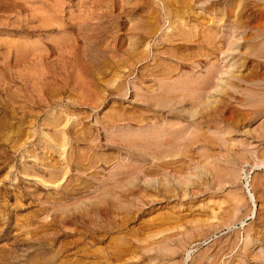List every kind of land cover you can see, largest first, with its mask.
Returning <instances> with one entry per match:
<instances>
[{
    "label": "rangeland",
    "instance_id": "obj_1",
    "mask_svg": "<svg viewBox=\"0 0 264 264\" xmlns=\"http://www.w3.org/2000/svg\"><path fill=\"white\" fill-rule=\"evenodd\" d=\"M260 10L0 0V264H264Z\"/></svg>",
    "mask_w": 264,
    "mask_h": 264
},
{
    "label": "bare ground",
    "instance_id": "obj_2",
    "mask_svg": "<svg viewBox=\"0 0 264 264\" xmlns=\"http://www.w3.org/2000/svg\"><path fill=\"white\" fill-rule=\"evenodd\" d=\"M254 1H255V0H254ZM173 3H174V2H173ZM246 6H247V5H246ZM252 8H253V7H252ZM243 9H245V6H244ZM248 9H249V8H248ZM248 9H247V10H248ZM261 9H262V8H261ZM241 11H242V10H241ZM243 11H244V10H243ZM243 11H242V12H243ZM249 11H250V10H249ZM260 11H261V10H260ZM229 12H230V11H229ZM244 12H245V11H244ZM247 12H248V11H247ZM251 12H252V11H251ZM254 12H255V11H254ZM261 12H262V15H264V11L262 10ZM225 13H226V11H225ZM227 14H228V11H227ZM254 14H255V13H254ZM243 15H245V14H243ZM248 15H249V14H248ZM250 15H251V14H250ZM255 15H257V14H255ZM240 16H241V15H240ZM257 16H258V15H257ZM260 16H261V15H260ZM250 17H251V16H250ZM250 17H249V18H250ZM252 17H253V16H252ZM249 18H248V19H249ZM253 18H254V17H253ZM253 18H252V20H253ZM255 18H256V16H255ZM255 18H254V19H255ZM263 18H264V16H263ZM252 20H251V21H252ZM261 20H262V19H261ZM263 20H264V19H263ZM249 21H250V20H249ZM251 21H250V22H251ZM257 21H258V18H257ZM252 26H253V25H252ZM254 26H255V25H254ZM260 26H261V28H262L261 31L264 30V23L260 24ZM174 27H175V26H174ZM254 28H255V27H254ZM254 28H253V29H254ZM256 28H257V27H256ZM251 29H252V28H251ZM259 29H260V27H259ZM248 31H249V30H248ZM261 31H260V32H261ZM244 32H245V31H244ZM250 32H251V31H250ZM254 32H256V31H254ZM254 32H253V33H254ZM257 32H258V30H257ZM257 32H256V33H257ZM260 32H259V33H260ZM256 33H255V35H256ZM261 34H263V32H262ZM252 35H253V34H252ZM261 36H262V35H261ZM255 37H256V36H255ZM257 37H258V36H257ZM249 38H250V37H249ZM210 39H211V38H210ZM258 39H259V38H258ZM258 39H257V40H258ZM246 40H247V39H246ZM246 40H245V41H246ZM249 40H250V39H249ZM252 40H253V39H252ZM254 40H256V38H254ZM254 40H253V41H254ZM213 41H214V40H213ZM243 41H244V40H243ZM250 41H251V40H250ZM208 42H209V41H208ZM215 42H216V41H215ZM246 42H247V41H246ZM254 42H255V41H254ZM254 42H253V43H254ZM251 43H252V42H251ZM215 44H216V43H215ZM209 45H211V48L215 46V45H213V42H210ZM216 47H217V48H215V47H214V48H215V49H218L217 44H216ZM209 48H210V46H209ZM211 50H213V49H211ZM212 52H213V51H211L210 53H212ZM215 53H216V52H215ZM230 54H231V53H230ZM211 55H214V53L211 54ZM249 58H250V57H249ZM233 66H234V65H233ZM228 69H230V68H228ZM227 71H228V73L230 72L229 70H227ZM227 71H226V72H227ZM224 72H225V71H224ZM226 74H227V73H226ZM230 75H231V74H230ZM222 76H223V75H222ZM225 76H226V75H225ZM228 76H229V75H228ZM223 79H224V78H223ZM223 79H222V80H223ZM225 79H228V78L225 77ZM229 80H230V79H229ZM229 80H223L222 83L229 82ZM230 81H231V80H230ZM204 84H205V83H204ZM206 84H207V83H206ZM207 85H208V84H207ZM220 85H221V88H222L220 91H222L221 93H223V91L225 90V85H224V86H223V84H220ZM208 86H209V85H208ZM208 86H207V87H208ZM203 87H204V86H203ZM201 89H203V88H201ZM225 93H226V90H225ZM199 96H200V94H199ZM207 106H208V105H207ZM193 112H194V111H193ZM204 112H206V111H204ZM204 112L202 111V109L199 110L200 118H201V122H207V120L209 119L208 115H207L206 113H204ZM207 113H208V112H207ZM208 114H209V113H208ZM204 124H205V123H204ZM198 188H199V187H198ZM164 215H165V214H164ZM159 218H160V217H159ZM153 220H154V219H153ZM231 225H232V224H231ZM189 250H190V249H189Z\"/></svg>",
    "mask_w": 264,
    "mask_h": 264
}]
</instances>
